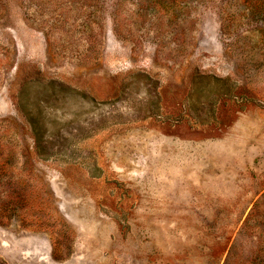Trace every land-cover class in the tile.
Here are the masks:
<instances>
[{"label": "rangeland", "instance_id": "obj_1", "mask_svg": "<svg viewBox=\"0 0 264 264\" xmlns=\"http://www.w3.org/2000/svg\"><path fill=\"white\" fill-rule=\"evenodd\" d=\"M0 264H264V0H0Z\"/></svg>", "mask_w": 264, "mask_h": 264}]
</instances>
